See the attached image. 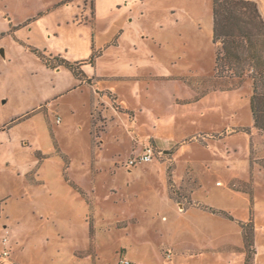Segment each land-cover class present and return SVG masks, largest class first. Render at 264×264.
Wrapping results in <instances>:
<instances>
[{"label":"rangeland","instance_id":"374dc122","mask_svg":"<svg viewBox=\"0 0 264 264\" xmlns=\"http://www.w3.org/2000/svg\"><path fill=\"white\" fill-rule=\"evenodd\" d=\"M30 46L85 62L91 84ZM216 56L213 0H0V251L7 236L17 264H245L252 220L264 264V136L233 132L253 128L252 86L218 78ZM168 197L233 218H178Z\"/></svg>","mask_w":264,"mask_h":264},{"label":"trees","instance_id":"16d2710c","mask_svg":"<svg viewBox=\"0 0 264 264\" xmlns=\"http://www.w3.org/2000/svg\"><path fill=\"white\" fill-rule=\"evenodd\" d=\"M213 41L217 46L215 68L217 77L236 80L237 84L247 78L252 81L251 107L255 125L264 130V17L258 3L255 0H213ZM30 47L43 58L48 67H66L77 79L91 84V78L87 79L88 75L83 69L85 62H71L62 56L47 57L38 48ZM94 59L95 57L92 61ZM242 129L247 130V128L237 130ZM64 158L67 159L65 156ZM168 170L171 174L170 167ZM169 183L172 188L175 187L171 177ZM73 186L83 194L81 188ZM241 191L250 194L251 209H253V194L246 189ZM213 212L233 218L215 209ZM240 226L243 229L245 248L249 253L245 264H249L253 257L252 253H255L253 221L241 223Z\"/></svg>","mask_w":264,"mask_h":264},{"label":"crops","instance_id":"0c3cea01","mask_svg":"<svg viewBox=\"0 0 264 264\" xmlns=\"http://www.w3.org/2000/svg\"><path fill=\"white\" fill-rule=\"evenodd\" d=\"M257 3H258V6H259V8H260V11H261V14L263 15V17H264V8L262 7V5H261V3H260V1L259 0H255ZM121 34H119V36H120ZM49 68H51V67H49ZM65 70V67H58V68H54V70L53 71H55V72H58V73H61L62 71H64ZM66 70L67 71H69L67 68H66ZM85 72H86V74L88 75L89 73L87 72L88 71V69H85L84 70ZM70 72V71H69ZM90 75V74H89ZM75 77V76H74ZM76 78V77H75ZM76 80H77V78H76ZM246 80H248L249 81V83L251 84V86H252V93L250 94V112H251V116H252V120H253V128H251V127H244V128H247V130H239V131H233V132H244V133H247L248 135H249V137H250V143H251V146H253L254 147V150H257L256 149V147L255 146H257L256 144H255V142H254V131L257 133V134H259L260 136H264V130H262V129H260V128H258L256 125H255V119H254V116H253V112H252V107H251V99H252V95H253V85H252V81L249 79V78H247ZM78 81H79V83L81 82L79 79H78ZM81 85H85V84H83V83H81ZM86 85H88V84H86ZM241 98H244V95L243 96H241ZM52 107V106H51ZM51 107H48L47 109H46V111H45V113H43V116H44V119H45V122H48V119H49V121L51 120V118H50V115H51V113H52V109H50ZM92 116H93V113H92ZM232 132V133H233ZM154 145L157 147V144H156V141L154 140ZM158 148V147H157ZM52 155H49V157H51ZM43 162V161H42ZM193 165V164H192ZM194 166V165H193ZM37 167V172L35 173V176L37 177L38 176V173H39V169H40V166H39V164H37L36 166H33L31 169H29V170H26V176L28 177V179L31 181V178H30V176L32 175V172L34 171V169ZM20 169H21V167H19ZM175 169H176V167H175ZM194 173H199V174H201L202 175V173L201 172H199L198 170H197V168H196V166H194ZM174 173H175V171H174ZM185 177H183V179H182V181L180 182V183H177L178 185H183V183L185 182V179H184ZM35 180L37 181V182H32V183H39L40 181H39V179L38 178H35ZM202 187H204V186H202ZM200 192H201V188H199L198 190H197V193H199L200 194ZM194 193H196V192H194ZM11 195H9V196H4L3 198H1L0 199V202H5V200L7 199V198H9ZM168 200L170 201V202H172L173 204L175 203L174 201H172L169 197H168ZM176 204V212H177V214H178V218L179 217H182V216H184V215H192V216H198V214L199 213H201L203 216H205V217H209L210 215H211V213H209V212H206L205 210H198V209H196V207H193V208H189V210L190 211H187V212H185V213H183V212H181L180 210H179V206L177 207V203H175ZM4 205H6V203L4 204ZM3 211H4V209H2ZM5 212V211H4ZM212 215L215 217L216 216V214H214V213H212ZM7 216V215H6ZM8 217V216H7ZM9 218V217H8ZM4 227L6 228V229H8L9 227H10V225H9V223H6V224H4ZM177 230H180L181 228H176ZM184 229H186V228H182V230H181V232L183 233L185 230ZM188 230V229H187ZM8 232V231H7ZM208 235V234H207ZM7 238V242L6 243H4L3 242V240H4V238ZM17 237L15 236L14 238H13V240H15ZM18 241H16V243H20V237H18ZM11 240H12V238H11ZM10 239H9V237H7V236H4L3 238H1V245H3V246H5L4 247V249L3 250H1L0 251V264H17V261H15L14 259H12L11 258V255H12V244L10 243V241H11ZM9 247V250L7 249ZM5 250H8L9 251V253H8V255L7 256H4V251Z\"/></svg>","mask_w":264,"mask_h":264},{"label":"built area","instance_id":"2783aa9c","mask_svg":"<svg viewBox=\"0 0 264 264\" xmlns=\"http://www.w3.org/2000/svg\"><path fill=\"white\" fill-rule=\"evenodd\" d=\"M153 152H154V150H152L151 147H148L146 153H144L138 159H134V158L130 159V163L131 164H135V163H137L139 161H150L153 158ZM3 242L4 243L7 242V238L6 237L4 238ZM8 253H9V251L8 250H5L4 251V256H7ZM121 264H131V261L128 260V259H121Z\"/></svg>","mask_w":264,"mask_h":264}]
</instances>
